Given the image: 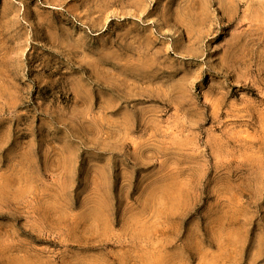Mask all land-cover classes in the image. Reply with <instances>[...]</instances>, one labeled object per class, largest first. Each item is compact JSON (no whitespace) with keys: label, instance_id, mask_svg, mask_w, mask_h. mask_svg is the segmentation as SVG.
Returning <instances> with one entry per match:
<instances>
[{"label":"rangeland","instance_id":"rangeland-1","mask_svg":"<svg viewBox=\"0 0 264 264\" xmlns=\"http://www.w3.org/2000/svg\"><path fill=\"white\" fill-rule=\"evenodd\" d=\"M0 264H264V0H0Z\"/></svg>","mask_w":264,"mask_h":264}]
</instances>
